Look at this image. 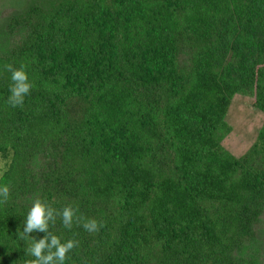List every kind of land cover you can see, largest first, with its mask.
<instances>
[{
    "label": "trees",
    "instance_id": "obj_1",
    "mask_svg": "<svg viewBox=\"0 0 264 264\" xmlns=\"http://www.w3.org/2000/svg\"><path fill=\"white\" fill-rule=\"evenodd\" d=\"M264 0H0V264H264Z\"/></svg>",
    "mask_w": 264,
    "mask_h": 264
},
{
    "label": "rangeland",
    "instance_id": "obj_2",
    "mask_svg": "<svg viewBox=\"0 0 264 264\" xmlns=\"http://www.w3.org/2000/svg\"><path fill=\"white\" fill-rule=\"evenodd\" d=\"M263 117V113L252 106L251 98L235 95L225 116L232 130L223 140V146L236 156L242 154L255 138ZM4 167L5 163L0 158V174Z\"/></svg>",
    "mask_w": 264,
    "mask_h": 264
}]
</instances>
